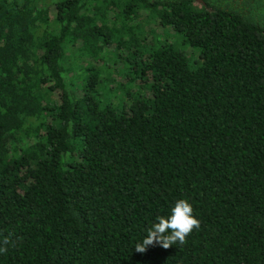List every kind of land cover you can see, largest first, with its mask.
<instances>
[{"label": "trees", "instance_id": "obj_1", "mask_svg": "<svg viewBox=\"0 0 264 264\" xmlns=\"http://www.w3.org/2000/svg\"><path fill=\"white\" fill-rule=\"evenodd\" d=\"M180 199L201 227L136 251ZM9 236L0 264H264V0H0Z\"/></svg>", "mask_w": 264, "mask_h": 264}, {"label": "clouds", "instance_id": "obj_2", "mask_svg": "<svg viewBox=\"0 0 264 264\" xmlns=\"http://www.w3.org/2000/svg\"><path fill=\"white\" fill-rule=\"evenodd\" d=\"M156 223L146 230V236L136 245V251L144 252L149 245L159 244L167 249L172 245H184L188 237L201 227V221L194 214L192 204L187 199L177 200L167 217L160 216ZM17 242L10 236L0 241V254H6L9 246Z\"/></svg>", "mask_w": 264, "mask_h": 264}, {"label": "rangeland", "instance_id": "obj_3", "mask_svg": "<svg viewBox=\"0 0 264 264\" xmlns=\"http://www.w3.org/2000/svg\"><path fill=\"white\" fill-rule=\"evenodd\" d=\"M186 53H187V54H191V53H192V50H190V48H187V49H186ZM117 78H118V77H117ZM123 96H124V91H123V90L118 91V93H117V97H119V99H121V98H123Z\"/></svg>", "mask_w": 264, "mask_h": 264}]
</instances>
